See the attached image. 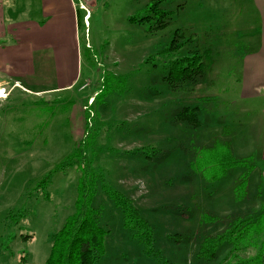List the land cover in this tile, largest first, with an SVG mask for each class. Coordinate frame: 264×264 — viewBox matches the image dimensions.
Segmentation results:
<instances>
[{
	"label": "rangeland",
	"instance_id": "obj_1",
	"mask_svg": "<svg viewBox=\"0 0 264 264\" xmlns=\"http://www.w3.org/2000/svg\"><path fill=\"white\" fill-rule=\"evenodd\" d=\"M156 1L94 0L88 29L85 12H79L81 69L70 91L36 93L53 86L41 73L20 77L17 86L0 77L5 88L0 97V264H45L51 235L74 211L81 170L69 165L36 187L84 139L93 170L103 175L97 177L92 201L100 209V224L109 230L98 264H216L231 248L225 245L218 261H207L199 256L207 236L224 232L239 217L264 219V148L256 136L245 142L247 150H236L232 141L235 156L251 153L252 160L219 180H212L211 168L201 172L195 164L216 125L219 131L230 129L224 138L232 137L228 120L235 115L241 82L237 59L250 49L247 39L257 36L259 16L247 0H162L159 6L170 12L167 27L151 32L155 19L131 23V16H145ZM9 11L6 6L7 26L38 15L26 12L13 19ZM183 26L200 40L172 49L174 33ZM197 43L212 51L213 70L200 79L199 90L192 85L174 92L165 80L171 61L194 52ZM85 83L89 86L79 91ZM95 92L100 94L90 105ZM194 102H201L203 127L197 129L175 119ZM252 107L253 116L264 112L257 103ZM88 126L93 131L85 138ZM142 148L148 150L142 153ZM224 148L220 140L218 152ZM207 152L198 163L210 157ZM104 181L134 200L153 226L158 253L146 254L133 238L121 209L103 191ZM21 208L26 215L16 222L13 212ZM261 242L248 244L240 255H255Z\"/></svg>",
	"mask_w": 264,
	"mask_h": 264
},
{
	"label": "trees",
	"instance_id": "obj_2",
	"mask_svg": "<svg viewBox=\"0 0 264 264\" xmlns=\"http://www.w3.org/2000/svg\"><path fill=\"white\" fill-rule=\"evenodd\" d=\"M161 1L158 0L153 5H150L147 8L148 11H145L147 13L145 16H131V23L145 24L147 20L155 19V25L149 30L151 32L167 27L170 12L161 9L159 6ZM77 14L78 23H80L79 12ZM174 35L175 38L172 42H177V44L172 49L181 48L185 43L193 41V38L198 39V42L200 40L199 35L187 27L178 28ZM196 47V50L191 54L171 61L165 80L174 92H183L187 87L197 85L202 77L207 76L213 70L212 51L204 49L199 43H197ZM106 79L107 77L104 78L105 81ZM198 109V106H185L175 119L197 129L202 124ZM92 129L93 126H88L85 138L90 136ZM229 132L230 129L228 131L227 127L222 128L213 137L210 145L203 147L201 153L199 152L196 157L195 164H197L196 167L201 172L211 168L210 173L213 181L219 180L220 176H225L231 168L245 167L252 160V156H235L232 140L228 136L224 138ZM220 140L226 146L222 153L218 152ZM144 149L148 150V148H142V153L146 151ZM206 151L211 153L210 157L202 158V162L198 163L200 161L199 156ZM92 164V159L86 153L84 139L78 143L74 152L59 162L37 184L36 188L45 186L50 181L53 173L64 171L69 165H78L81 170L74 211L66 217L63 226L51 235V248L45 264H98L105 255V240L109 230L100 224V209L96 208L92 203L97 177L103 179V175L96 173ZM212 170L214 171L212 172ZM102 188L114 201L115 205L121 209L125 227L132 232L133 238L143 246L144 252L148 255L158 253L155 248L153 226L142 215L134 200L107 181L103 182ZM22 209H24L23 212L21 211ZM21 210L16 211L17 213L13 212L12 217L16 222L21 221L26 215V208H21ZM209 217L218 219L217 216L213 215ZM211 218L207 219L211 220ZM230 223L231 227L224 232L218 235H209L204 239L199 256L207 261H218L222 248L227 245L230 246V251L228 250V254L216 264H264V234H261L264 231V219L262 217L257 219H254V217L245 219L239 217L233 219ZM253 233H258V235ZM260 239L262 240L261 246L255 255L250 257L240 255V252L248 244L251 246L258 245L257 240L260 241Z\"/></svg>",
	"mask_w": 264,
	"mask_h": 264
},
{
	"label": "crops",
	"instance_id": "obj_3",
	"mask_svg": "<svg viewBox=\"0 0 264 264\" xmlns=\"http://www.w3.org/2000/svg\"><path fill=\"white\" fill-rule=\"evenodd\" d=\"M247 4L259 16V31L257 36L247 39L251 47L243 56L238 55L237 59L238 76L241 80L240 97L237 102L234 101V117L228 120L233 122L230 139L235 142L236 150L239 146L242 150L246 141H249V145L255 136L261 140L264 148V112H258L254 116L251 114L252 103L264 107V0H247ZM6 6L9 13L13 14V19L22 18V14L26 12L38 15L7 26ZM78 26L75 0H0V77L5 78L4 82H14L13 85L17 86L20 85V77L41 73L50 78L53 86L37 89L36 93L57 94L72 90L79 82L81 69ZM202 87L199 84L194 90ZM79 91H83L81 87ZM68 98L72 101V98ZM199 99L203 98L200 96ZM200 103L194 102L187 106H198L200 112ZM243 118L244 122L240 120ZM200 127H203V123ZM218 131L216 125L207 135V144ZM238 156H251V153H241Z\"/></svg>",
	"mask_w": 264,
	"mask_h": 264
},
{
	"label": "built area",
	"instance_id": "obj_4",
	"mask_svg": "<svg viewBox=\"0 0 264 264\" xmlns=\"http://www.w3.org/2000/svg\"><path fill=\"white\" fill-rule=\"evenodd\" d=\"M93 1L94 0H75V9H76L77 13L80 12V11H84L85 12L84 21H85V25H86L87 29H88V26H89V19H90V16H91L90 5L93 3ZM87 46L91 47V45L89 43L87 44ZM0 86L2 87V89L5 90V88L3 87L4 85L2 83H1ZM88 86H89V84L85 83L84 85H82L81 90H84ZM96 95H97V92H95L94 96L90 97V100H89L88 104L91 105L94 102ZM85 108H88V106H86Z\"/></svg>",
	"mask_w": 264,
	"mask_h": 264
},
{
	"label": "bare ground",
	"instance_id": "obj_5",
	"mask_svg": "<svg viewBox=\"0 0 264 264\" xmlns=\"http://www.w3.org/2000/svg\"><path fill=\"white\" fill-rule=\"evenodd\" d=\"M5 93V90L0 87V97H2Z\"/></svg>",
	"mask_w": 264,
	"mask_h": 264
}]
</instances>
